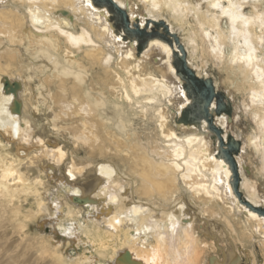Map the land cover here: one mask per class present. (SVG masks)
Segmentation results:
<instances>
[{
	"label": "bare ground",
	"instance_id": "bare-ground-1",
	"mask_svg": "<svg viewBox=\"0 0 264 264\" xmlns=\"http://www.w3.org/2000/svg\"><path fill=\"white\" fill-rule=\"evenodd\" d=\"M93 1L0 0V264H264V0Z\"/></svg>",
	"mask_w": 264,
	"mask_h": 264
},
{
	"label": "water",
	"instance_id": "water-1",
	"mask_svg": "<svg viewBox=\"0 0 264 264\" xmlns=\"http://www.w3.org/2000/svg\"><path fill=\"white\" fill-rule=\"evenodd\" d=\"M121 17H122V22L119 20V16L115 17V21L118 23H121L119 25L120 28H122L123 32L126 34V36H131V39L136 37L140 40L144 39L145 35H140L138 33V30L131 31L133 29H129L126 21V14L123 11H120ZM163 28L166 30V25L163 26ZM164 30V31H165ZM169 44L171 43L169 38H164ZM174 43L177 45L179 52L174 55V60H175V67L177 70V74L179 77L183 80L184 82V89L186 90V93L188 97H190V103H189V109H187L184 113L183 116L185 118L186 122H190L191 120L194 121L197 125L200 124L202 119H205L207 121V125L209 129L215 134L217 137V142L219 146V153L218 157L222 158L224 161H226L233 173L231 185L232 189L239 197L240 199V193L238 192V183H239V176L237 174L236 170V164L233 159V155L238 151L239 144L237 141L233 140L232 138L229 139L226 148L225 149L222 146L220 136H221V130L212 128L211 126V115L210 111H207L208 106L214 100L215 102V107H214V113H220L221 111L225 110V107L228 106L227 103H225L223 95L221 93H216L215 90L213 89V83L210 78L206 79H197L198 86L195 85V79H193V72L188 68L185 60V52L184 49L179 43L178 39L176 36H173ZM215 95V96H214ZM214 98V99H213ZM229 107V106H228ZM230 111V109L227 110V113ZM263 213L264 211L259 210L258 214Z\"/></svg>",
	"mask_w": 264,
	"mask_h": 264
},
{
	"label": "rangeland",
	"instance_id": "rangeland-1",
	"mask_svg": "<svg viewBox=\"0 0 264 264\" xmlns=\"http://www.w3.org/2000/svg\"><path fill=\"white\" fill-rule=\"evenodd\" d=\"M91 1H93V0H91ZM93 3H94V1H93ZM94 4H96V3H94ZM103 5V4H102ZM105 5H103V7H104ZM94 7H96V8H101L102 9V7L101 6H99V4H96ZM106 8H108V6H105ZM105 8V9H106ZM109 9V8H108ZM110 10V9H109ZM108 10V11H109ZM108 13V15H110V17H111V23L113 24V29H117L118 31H122V28H120L119 27V25H121V23H118L117 21H115V19H114V15H113V13L112 12H107ZM112 14V15H111ZM119 20H120V22H122V18H119ZM120 28V29H119ZM125 35V34H124ZM126 36V35H125ZM138 45H140L139 43H138ZM230 111H232V109L230 110ZM230 113V112H229ZM235 127L233 126V129H234Z\"/></svg>",
	"mask_w": 264,
	"mask_h": 264
}]
</instances>
